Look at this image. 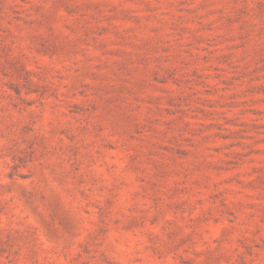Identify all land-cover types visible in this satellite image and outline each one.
<instances>
[{
	"label": "rangeland",
	"instance_id": "374dc122",
	"mask_svg": "<svg viewBox=\"0 0 264 264\" xmlns=\"http://www.w3.org/2000/svg\"><path fill=\"white\" fill-rule=\"evenodd\" d=\"M0 264H264V0H0Z\"/></svg>",
	"mask_w": 264,
	"mask_h": 264
}]
</instances>
